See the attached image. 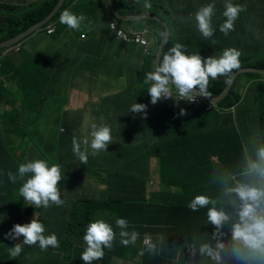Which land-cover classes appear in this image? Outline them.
Listing matches in <instances>:
<instances>
[{
    "label": "trees",
    "instance_id": "1",
    "mask_svg": "<svg viewBox=\"0 0 264 264\" xmlns=\"http://www.w3.org/2000/svg\"><path fill=\"white\" fill-rule=\"evenodd\" d=\"M59 1L44 0L38 4L34 3L31 5V10L23 14H10L3 10V6L0 7V43L18 36L44 20L55 9ZM70 1L67 0L54 19L39 32L43 33L46 39L44 47L48 58L46 62L49 64L50 60H53L56 64L62 66L77 67V71H70L72 72L71 78H75L76 76L79 77L81 73H86L84 63L87 60L80 59L69 45H65L62 42L63 39H68V42L73 44L76 42L75 37L82 35L81 30L77 32L75 30L65 31L67 26L59 22L62 12L69 10L71 7ZM89 1L82 0V3ZM100 2L107 5L105 0H100ZM236 2L245 6L246 10L240 13L239 18L235 21L234 31H231L227 36H224L219 31V25L226 19H219L223 17L221 8L223 5L215 4L216 14L212 18L213 28L215 29L213 37L204 39L198 32L195 23H193L194 29H191L194 35L192 52L193 54L198 53L202 58H208L212 55L219 57L222 55L224 48H236L242 53L239 58L240 68L264 69V0H236ZM112 3L119 12L129 15L160 13L159 7L149 12L146 11L143 7L138 6L139 0H112ZM7 8H10V6H7ZM12 13H18V11ZM114 19L116 18L114 17ZM161 20H163L162 16ZM148 23L154 24L151 31L154 36H157L159 44L164 34V29L160 33L162 23L158 21H148ZM52 24L56 26V31L53 35L48 36L46 29ZM108 29L107 25L105 33H108ZM183 31L186 32L185 30ZM97 32H99L98 29ZM97 32H86V34L95 37L96 43L100 39L101 46L102 44L105 45L107 41V38H105L106 34H98ZM176 35L177 31L170 35L162 56L177 43ZM174 40L176 41L175 43ZM65 48L66 51H62ZM108 49L110 47L103 49V51ZM9 50V48L0 50V54H4ZM90 50L93 51V54L89 58L93 57L95 60H99L102 57V54L97 49L90 48ZM71 56L74 60L71 59ZM12 57L8 56V60L2 61L4 67L1 71H5L8 64H13ZM154 57L155 54L146 57V70L137 78L139 84L144 80L145 74L153 70ZM19 59L20 56L16 57L15 61ZM19 62L22 63V60H19ZM26 64L27 66L24 69L30 71L28 76L33 73L38 76L35 79L37 84L36 91L41 108L51 109L57 105L64 108L63 112H59L52 120L55 125H60L65 130L64 134L55 135L54 130H48L50 133L49 141L42 150L45 158L50 160V166L52 164L61 166L65 180H62L59 185L61 186L63 195L61 199L64 204L59 207L52 205L45 209L43 207L34 208L20 201L22 197L19 195V188L22 186L23 181H18L15 184L10 183L7 173L9 171L16 173L18 166L23 161H21V156L9 150L11 148L7 140L10 137V132L4 130L10 126L17 129L16 126L19 120L17 118L3 120L0 130L4 131L6 136L0 135V226L3 223H9V226L0 232V264L2 262L3 264H84L80 260L81 252L84 250L80 246L85 245L83 235L87 225L97 219H103L109 223L117 234L113 248L111 250L104 249L103 258L109 255V260L113 257L125 258V254L129 252L127 257H141L144 264H260L261 260H239L230 252L233 243L232 225L238 220L239 202L238 200L236 201V206L230 203V199L236 200L234 195L231 198L220 199L219 192L215 190L211 181L206 185L205 189L200 187L194 171L199 170L200 173L211 175L212 167L201 162L193 163L192 165L191 158L193 156L191 158L184 157L182 153L172 159V154L179 150L177 143L184 144L187 143V140L201 141L202 139L213 144L212 139L214 137L223 135L225 140H227V144H231L233 151L241 153L236 155L237 165L244 160L247 161L246 153L248 148L251 160H255L257 150L261 146V141L256 136L264 140V84L260 80L262 79L261 75L244 73L237 77L227 96L219 103V106L222 105L225 108L237 105L235 117L231 113L224 115L226 118L225 126L222 125L217 112L212 111L207 114L211 115L214 112L216 114L219 129L222 133L216 136L213 133H210L209 136L203 135V127L201 129V139L186 136L181 139L173 136V131L182 132L186 135V130H189L192 125L182 128L180 123L193 121L190 118L191 112L202 115L201 119L203 120L209 116L202 114L203 111L199 107H189L186 104L176 103L175 101L166 102L162 100L156 105H152L150 96L147 93L148 85L146 89L139 92L129 86L130 89L125 90L123 95L109 101L106 104L107 116L105 118H100L99 114L94 112L97 118L91 122V125H108L109 120L112 125L113 121L117 119L121 127L132 137L127 140L128 144H134V148L125 146L123 149V155L129 161L128 171L123 169L111 175L112 188L110 193L107 197L101 199L95 198L90 187L84 186L75 179L70 169L71 164L67 161L68 155L64 153L66 148L72 147V138L74 136L82 139L88 133L84 123L76 119L81 117V112H83L84 108H95L97 104L93 99L71 101L66 95L64 97L62 94L57 93L58 90H55L59 84L57 74H52L50 68L42 70L43 66L37 63L35 59L33 61L27 59ZM239 69L234 70L233 75ZM42 73L46 77L47 85V95L43 97L38 90L43 80ZM249 82H251V87L247 94L243 96L240 91ZM228 83L225 77H219L215 80L210 79L207 89L209 96L216 97L220 95ZM67 84H70L73 89H78L79 87L76 80L67 81ZM23 87L24 85L20 83L19 89ZM93 95L94 92L92 91L88 96L93 97ZM144 96L149 99L145 100ZM134 102L147 105L146 118L143 113L134 114L129 112L130 106ZM116 107L120 109V113L115 112ZM192 108L196 111L188 110ZM181 109L188 111V113L183 116L179 115L180 118L177 122L171 121V117L174 116L175 112L179 114ZM38 124L39 120L32 121V126ZM157 129H161V131L157 132ZM119 132L126 135L124 131L120 130ZM52 136L54 137L53 141ZM69 153H71L70 150ZM150 155L158 156L162 162L159 171L160 179H162V191L157 188L151 201L145 204L143 200L144 204H137L136 202L142 200L144 196L145 183L149 176V164L146 158H149ZM234 157L235 155L231 157L233 162ZM7 158L10 159V163L6 162ZM137 174L141 175L139 179L135 176ZM180 177L185 179V188L193 187L196 189L195 194H190L192 199L196 195L204 194L214 201V204H209L195 212L191 211L187 205L192 199H181L172 195L179 187ZM241 182H247V179L242 174L239 178V183ZM213 206L217 210H219L218 207H221L220 210L226 213L229 211L233 212L232 215H229L230 220L220 228L212 225L207 218V210ZM24 210L27 211V214H31L34 210L36 211L37 220L45 226V235L52 233L57 235L60 242L57 250L49 247L46 251H41L38 245L27 246L33 251L25 258V253H21L14 260L9 257L8 253L3 257L4 248L7 246L12 247L16 244L11 239H5V234L10 231L13 225L20 224L23 220ZM116 218L126 219L129 223L127 231L129 233L135 231L140 240L144 236H151L152 233H157V236L153 239L151 245L142 246L141 244L142 253L137 244H130L125 247L119 242L120 230L115 225ZM202 224L207 227L206 231L203 230ZM217 244L225 245L224 250H218L220 253L219 261L200 251L203 245L216 249ZM93 264H97V262Z\"/></svg>",
    "mask_w": 264,
    "mask_h": 264
},
{
    "label": "clouds",
    "instance_id": "2",
    "mask_svg": "<svg viewBox=\"0 0 264 264\" xmlns=\"http://www.w3.org/2000/svg\"><path fill=\"white\" fill-rule=\"evenodd\" d=\"M105 1L108 5V8L110 9L112 17V19H110L107 23L109 28L108 30L114 39L123 45L141 47L143 54L146 55V57L155 54L154 70L146 73L143 80V84L148 85L147 93L150 96V103L152 105H156L159 101L164 100L166 102L175 101L176 103H183L189 107H199L200 110L203 111L202 114L209 116L204 119V121H206V124L203 125L205 128L204 135L209 136L210 133H213L214 136L222 134L219 129L215 112L219 114L220 121L222 125L225 126L226 118L224 115L231 113L233 117H235L237 105L231 106L230 108L222 107V105L219 106L221 101L213 102L211 98L214 97L209 96L210 94L207 89L210 79L215 80L219 77H225L226 82H231L234 70L240 68L239 58L241 57L242 53L236 48H227L222 51V55L219 57L212 56L208 58H202L198 53L188 55L185 54L186 46L178 43L179 37L177 34V43L171 47L167 53H164L163 56L161 54L162 59H160L158 63L155 64L156 54L164 39V24L169 27L170 31L167 42L170 38L171 29L169 24L163 22L158 14L150 13H141L138 15H129L124 13L122 16L128 18V21H122L113 14L112 9L109 7V3L107 0ZM215 4L217 3H209L205 6H201L193 15L195 26L204 39H209L214 35L215 29L213 28L212 18L216 14ZM220 5H223L221 6L223 10L222 15L226 19L219 25V31L224 36H227L231 31H234L235 21L239 18L240 13L246 9L245 6L237 3L236 0H224ZM73 6H75V3L72 5V7ZM144 8H151V4L146 2L144 4ZM4 9L5 8H3V10ZM113 9L119 13V11L115 9L114 5ZM7 11L15 12L14 10ZM119 14L121 15V13ZM138 16H150L151 18L132 20V17ZM114 17L116 19H114ZM82 20V16H77L69 10H64L59 17V22L67 26L65 31H69V29L75 31L79 30ZM136 21L139 23L145 22V24H147L148 21H158L162 23L164 26V34L158 45V48H155L154 46L155 39L153 38L151 27H143L141 29H131L129 27L126 29L123 27L126 25V23ZM50 26H54L56 29L55 25L52 24ZM48 28L46 29V32L48 31ZM40 30L35 31L25 40L7 47L10 50L4 54H0V69L3 67L2 61L8 60V56H13V63H21L19 60H22V63L27 65V59L29 61H33L34 58L27 56V52H24V49L29 43L28 41L36 37V35H43L44 38L45 35L39 32ZM119 30L123 31L129 38L133 39H135L137 34H141L148 41L149 45L146 46L135 41H128L118 35ZM47 35L51 36L48 33ZM81 38L85 39L86 35H82ZM175 42L176 41L174 40V43ZM19 56L20 59L15 61V58ZM41 65L43 67H46V65L53 66L52 70L59 69V64H56L53 60H50L49 64L45 62ZM261 76L262 79L260 80L264 84V76ZM17 79V76L11 78L9 84L14 83L15 85L13 88L8 85L6 87V91H9L13 95L21 97V99L23 98L25 100L22 102L24 105V111H32V107L40 106L37 99L36 87L33 85V82L28 79H24L23 81H19ZM20 83L24 85L22 89H19ZM27 83L32 84V87H27ZM250 87L251 82L245 84L244 88L240 91L241 94L245 96ZM14 108H16V106ZM63 110L64 108L60 106L58 108H55V106L52 107L51 117L45 118L44 120H39V124L33 126L34 129L36 128L33 133L27 131L26 133L20 135H15L14 130H19L24 122H32L36 119H32L31 117L27 116H19L18 111L11 112V110L10 115H14L13 117L0 118V126H2L3 120H10L12 118H17L19 120L16 126L17 129H14L13 126L4 129L10 132V137L7 140V142L10 143L11 148L9 150L21 156V161H23L18 166L17 172L12 173L9 171L7 173V177L9 182L13 184L17 183L18 181H23L22 186L19 188V195L23 197V200L29 206L34 208L43 207L47 209L52 205L59 207L64 204V201L61 199V196L63 197L61 186L59 185L62 180H65L61 166L59 164H52L50 166V160L45 158L42 153V150L47 146V142L49 141L50 137V133L48 132L47 128L53 124L55 135L64 134L63 132L65 130L62 129L60 125H55L52 122L53 118L59 112L62 113ZM212 111L215 112L211 115H207ZM129 112L134 114L143 113L144 117L146 118L147 105L134 102L130 106ZM98 114L100 118H105L107 116L106 113ZM185 114V110L181 109L179 115L183 116ZM179 115L175 112L174 116L171 117V121L177 122ZM96 118V113L94 114L92 111L83 110V112H81V117L76 120H81L84 123V127L88 133L83 136L82 139H78L74 136L72 138V147L66 148L64 153L68 155L67 161L71 164L70 169L75 176V179L76 176L80 177L78 180L76 179L77 181L83 184V182L86 180L87 174H92L94 180L93 182L87 183L86 187H90L92 189L95 198L102 199L109 195L112 188L111 175L113 173H118L123 169L126 171L129 169V161L123 155V149L126 146V141L123 139V137L128 133L121 127L120 122L117 119L113 121L112 125L110 120L108 125H91V122L96 120ZM41 122H43V128L38 127ZM211 125H215V128L210 127ZM37 129H40V132ZM120 130L124 131L126 135L119 132ZM41 132L43 133L42 135H40ZM53 136L52 141L54 138ZM256 137H258V139L261 141V146L259 147L260 149L257 150L255 160H251L249 156V148L247 149L246 157L248 164L244 171H241L240 173L238 165H236L234 168L236 173H232L229 170L212 168L211 175L204 173L201 174L199 184L200 187L205 189L206 185L211 181L212 185H214V188L217 191L219 190L217 185L222 184L223 188H226L225 194L227 196L220 199H226L228 197L231 198L233 195L235 196L236 200L230 199V203L236 206V201L238 200L239 202L237 211L238 220L232 225L233 243L230 252L235 258L239 260H261V264V262L264 261V140L259 136ZM69 150L71 153H69ZM146 159L149 164V176L147 177L145 183L143 199L136 202L137 204H144L143 200L145 201V204L151 201V198L154 197L157 188L161 190L162 186V179H160L159 175L155 179V182L158 184L156 190H153L148 185L151 181L150 184L154 186L155 182L151 180L153 176L151 169L154 168L152 162L154 159L158 160V169L160 171V165L162 164L160 158L158 156L150 155L149 158ZM212 160L217 162L218 158L213 157ZM6 162L10 163L11 161L9 158H7ZM227 171L228 176L226 177ZM241 174L247 179V182L239 183ZM135 176L139 179L141 175L137 174ZM227 182H231L232 187H228ZM184 185L185 179L180 177L179 187L172 195L175 197H180L181 199L191 200L192 197H190V194H182L181 192V189L185 188ZM209 204H214V201H212L207 195L200 194L196 195L190 201L187 207L191 211L195 212L200 208L208 206ZM24 215L26 219L28 214L25 210L23 211L22 221H24ZM207 218L208 221L216 228H220L223 224L230 220L228 213L223 210H217L214 206L208 208ZM37 219L38 216L35 217L34 215V218L29 223L23 225L15 224L10 229V231L5 234V239H11V241L16 243L12 247H8V255L11 259H16L21 253H25V258L33 251L29 248L31 246L38 245L41 251H46L49 247L56 248L57 250L59 247L60 242L57 235L55 233L45 235V226ZM115 225L120 230L119 242L125 247L137 242V245L141 249L142 246L151 245L153 239H155L157 236V233H152L151 236H144L143 239L140 240V238L137 237L138 234L135 231L131 233L127 231L129 228V223L124 218H116ZM116 238L117 234L113 227L103 219H97L94 222H90L87 225L83 235V242L86 247L85 245L80 246L81 249L84 248V250L81 252L80 260L83 261L84 264H93L94 262H97V264H117L116 260L121 258L113 257L111 260H109V255L103 258L105 254L104 249L111 250ZM224 249V244H217L216 249H213L208 245H203L200 251L219 261L220 253L218 250ZM142 252L143 251L141 249V253ZM121 262L123 264L125 263L124 261ZM132 264H144V262L141 257H136L132 260Z\"/></svg>",
    "mask_w": 264,
    "mask_h": 264
},
{
    "label": "crops",
    "instance_id": "3",
    "mask_svg": "<svg viewBox=\"0 0 264 264\" xmlns=\"http://www.w3.org/2000/svg\"><path fill=\"white\" fill-rule=\"evenodd\" d=\"M44 0H0V7L5 8L4 10H14L18 11V13H12L7 11L10 14H23L24 12H27L31 10V5L34 3H40ZM82 1V0H81ZM93 1V3L96 5L95 10L96 14L93 17V22L98 23L97 29L99 32L98 34H103L105 38H107L106 44L101 46L100 39L98 43H96V38L89 36V34H86V32H83L82 35H86V38L83 39L81 36H78V40H80L81 43H77V41L73 44L68 42V39H63L62 42L64 44L69 45L74 52L80 57V59H86V63H84V67L87 73L95 72L99 77L97 78H91L87 73H81V75L76 76L75 78H71V74L73 71H77V67L72 66H65L59 64V69L52 70L53 66L46 65V67H43L42 70L49 69L51 70L52 74H57V80L58 85L56 86L55 90L57 93L62 94L64 97L66 95L67 98H69L71 101H76L78 99L84 100H94V102L97 104V107H86L83 110L86 111H92L96 113H106V104L109 101H112L125 92V90L130 89L129 86L133 87V89L136 91H143L142 89V82L139 84L137 78L140 74H143V71L146 70L145 68V60L146 55L143 54L142 48L137 46H127L123 45L117 40L114 39V37L109 33H105L107 23L111 17L110 9L108 8V5H105L100 2V0H90ZM89 1V2H90ZM224 0H139L140 7L144 8V4L150 3L151 8L145 9L146 11H151L156 9V7H159L160 13H157L160 17H163V22L169 24L171 29V34L175 31L181 32L179 37L183 41L187 43H194V35L193 30L195 23V20L193 19L194 13L201 7L205 6L209 3H217L222 4ZM71 6L74 5L75 0H71ZM7 6H10V8H7ZM121 13V12H119ZM124 13H121L123 15ZM183 18V22H182ZM128 19V18H127ZM192 25V27H190ZM156 26V25H155ZM124 28H131V29H141L143 27H150L147 24H140L137 21L136 22H129L126 23V25L123 26ZM164 26L162 25L160 33L163 31ZM80 30V29H79ZM185 30L186 32H184ZM69 31H71L69 29ZM78 31V30H77ZM76 31V32H77ZM88 33V32H87ZM104 37V36H103ZM42 38L40 35H36L33 39L28 41L29 43H32L34 41V45L36 46H44L45 39L42 40H36ZM153 38L155 39V48H158V40L157 36L153 35ZM27 42V43H28ZM26 43V44H27ZM25 44V45H26ZM106 51H103V49L109 48ZM90 48L97 49L101 54L102 57L99 60H95L93 57H90V55L93 54V51L90 50ZM104 54V55H103ZM30 57L29 52L26 54ZM64 55H66L64 53ZM214 56V55H212ZM211 56V57H212ZM13 59V57H12ZM27 65H24V63H13L8 64L7 69L5 71H1L0 69V118H10L14 115H5L3 114L5 111V107L2 104V96H6L9 99V103L14 104V107L11 108V112L18 111L19 116H27L31 117L32 119L37 120H44L45 118L51 117V109H42L41 106H35L32 107V111H24V105L22 104L23 101H25L21 97L13 95L11 92L6 91V87L10 85L12 88L14 87L13 84H9V81L12 77L17 76L19 81H23L24 79H28L33 82V85L37 87L36 84V78L38 77L37 74L33 73L31 76H28V73H30L29 70L24 69ZM4 67V64H3ZM2 67V68H3ZM152 69L154 70V63ZM72 71V72H70ZM42 75V84L38 87L40 90L41 96H45L46 94V77L44 73ZM30 77V78H27ZM16 78V77H15ZM59 78V79H58ZM76 80L78 82V89H73L70 87V84H67V81H73ZM15 82V81H14ZM134 83V84H133ZM92 87V88H91ZM106 88V96L105 95H98L97 88ZM94 92L93 97H89L88 95L91 94V92ZM65 92V94H64ZM55 93V92H54ZM145 100L149 99L148 97L144 96ZM105 107L103 108L102 106ZM190 111H196L195 109H188ZM115 112L120 113V109L118 107L115 108ZM185 113H188V111H185ZM179 115V114H178ZM202 115H198V113L191 112V117L193 121H186L183 122L182 128L189 127V125H192L189 130H186V135H184L182 132L179 133L178 131H173L172 135L176 137H180L181 139H184L186 137L191 138H200L201 139V129L204 124H206V121L201 119ZM180 118V117H179ZM178 118V120H179ZM146 122L145 120H143ZM38 127L43 128V122L40 123ZM210 127L215 128V125H211ZM160 129H157V132ZM205 128L203 127V135L205 133ZM213 144L209 143L207 141H189L187 140V143L180 144L177 143L179 146V150L176 153L172 154V159L177 156L179 153H182L184 157H192L191 163H198L201 162L202 164L210 165L212 168H218L220 170H229L232 173H236L234 171V168L238 164V160L236 159V155H240L241 153L238 151H233L231 144H227V140H225L223 135L214 137L212 139ZM234 162L231 160V157L234 156ZM213 157H217L218 161H213ZM248 162L243 161L240 163L239 166V172L244 171L246 169ZM194 174L196 175L197 182L200 183V177L201 174L199 170H195ZM199 179V180H198ZM228 187H232L231 182H227ZM214 186V185H213ZM219 187L218 195L220 198H225L227 195L225 194V187L223 188L222 184L217 185ZM217 191V190H216ZM182 194H191L196 193V189L193 187L189 188H182L181 189ZM192 199V198H191ZM1 201V198H0ZM219 210L221 207H218ZM230 212V213H229ZM227 212L229 215H232V211ZM202 228L204 231H206L207 227L202 224ZM8 253V246L4 248L2 255L3 257ZM3 260V258H2ZM3 264V262H2ZM261 264H264V261L261 262Z\"/></svg>",
    "mask_w": 264,
    "mask_h": 264
},
{
    "label": "rangeland",
    "instance_id": "4",
    "mask_svg": "<svg viewBox=\"0 0 264 264\" xmlns=\"http://www.w3.org/2000/svg\"><path fill=\"white\" fill-rule=\"evenodd\" d=\"M95 7H96V5L92 1L87 2V3H82L81 0H75V6H73V7L71 6L69 8V11H72V13H74L75 15L83 17V20H82V23H81V26H80V30H81L82 33L83 32L95 33L97 31V26L99 24L96 23V22H93V17L96 14ZM224 18L225 17H220L219 19H224ZM140 24H145V22H141ZM147 24L151 28L154 26L153 23H147ZM181 32H178V37H179ZM42 39H43V35H42V38H39V39H36V40H42ZM75 39H76L77 43H81L80 40H78V36L75 37ZM34 42H36V41H34ZM34 42L28 43L27 46L24 49V52H29L30 56L32 58H34L37 61V63L44 64L48 60V58L46 57L45 50H44L45 44H44V46H39L38 47V46L34 45ZM178 43H181V44L186 46V53L185 54H188V55H192L193 54V52H192V49H193L192 43H187V42L183 41L182 39H180V37H179ZM65 45H67V44H65ZM52 49L54 51L53 47H52ZM224 49H227V48H224ZM62 51H66V48L62 49ZM71 59L74 60V58L72 56H71ZM87 74L93 79L99 77L97 75V73H95V72H91V73H87ZM141 82H142V89H146L147 85L143 84V80ZM26 86L27 87H32V84L27 83ZM97 91H98V95H105L106 96V88L105 87L104 88H97ZM1 99H2V104L5 107L4 114L8 116V115H10V109L14 107V104L9 103V99L5 95L2 96ZM58 107H59L58 105L55 106V108H58ZM102 107L104 108L105 105L102 106ZM35 129L32 126V122L27 121V122H24L22 124V126H21V128L19 130H14V134L15 135H20V134L26 133L27 131H30V133H33V131ZM37 130H39V132H40V129H37ZM47 130H54V125L52 124ZM42 134L43 133L41 132L40 135H42ZM0 135L1 136H6V133L4 131L0 130ZM129 138H132L129 134L123 137V139L126 141V146L132 148V147H134L133 144H127V140ZM152 165L154 166V168L151 169V171L153 173V176H152L151 180L155 182V179L159 175L158 160L154 159L153 162H152ZM227 176H228V171L226 172V177ZM79 178H80L79 176H76L77 180ZM93 180H94V178H93L92 174H87L86 180H85V182H83V185L86 186L87 183L93 182ZM150 182L148 184L149 187L152 188L153 190H156L158 184L155 182L154 186H153V185L150 184ZM20 201H23L24 204L27 205V203L23 200V197H22V199L20 198ZM34 215L36 217V211L35 210L31 214H28L26 219H25V215H24V221H21L20 224L23 225V224L29 223L34 218ZM8 226H9V223H3L0 226V232L4 228H8ZM134 244H137V242L134 243ZM128 254H129V252H127L125 254V256H126L125 258H121L119 260H116L117 264H123L121 261H124L125 262L124 264H132V260L134 259V257H127Z\"/></svg>",
    "mask_w": 264,
    "mask_h": 264
},
{
    "label": "water",
    "instance_id": "5",
    "mask_svg": "<svg viewBox=\"0 0 264 264\" xmlns=\"http://www.w3.org/2000/svg\"><path fill=\"white\" fill-rule=\"evenodd\" d=\"M66 0H60L58 2V4L56 5L55 9L41 22H39L38 24L30 27L27 31H25L22 34H19L18 36H16L15 38L4 42L3 44H0V49L3 48H7L10 47L12 45H15L23 40H25L28 36H30L32 33H34L37 30L42 29L43 27H45L48 23H50L52 21V19H54V17L60 12V10L62 9L63 5L65 4ZM107 2L109 3V7L112 9V12L115 16H117L120 20L122 21H128V19L122 15H120L119 13H117L114 9H113V5H112V1L111 0H107ZM143 18H151L150 16H138V17H132V20H138V19H143ZM165 26V34H164V39L161 43V45L159 46L158 52L156 54V61L155 64L158 63V61L161 59V54L163 51V48L167 42V39L169 37V27L164 24ZM243 73H256L259 75H263L264 76V69H254V68H242L239 69L233 76L231 79V82L228 83L227 87L222 91V93L220 95H218L217 97L211 98V100L213 102H220L222 101L226 95L228 94V92L230 91L231 87L233 86L235 80L237 79V77L240 74Z\"/></svg>",
    "mask_w": 264,
    "mask_h": 264
},
{
    "label": "built area",
    "instance_id": "6",
    "mask_svg": "<svg viewBox=\"0 0 264 264\" xmlns=\"http://www.w3.org/2000/svg\"><path fill=\"white\" fill-rule=\"evenodd\" d=\"M55 30L56 29H55L54 26H50L48 28L47 33L49 35H52V34L55 33ZM118 35L121 36V37H123L124 39H126L128 41H135L137 43H140L141 45H146V46L149 45L148 41L141 34H137L136 37H135V39H133V38H129L127 35H125V33L123 31L119 30L118 31Z\"/></svg>",
    "mask_w": 264,
    "mask_h": 264
}]
</instances>
